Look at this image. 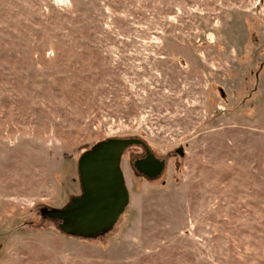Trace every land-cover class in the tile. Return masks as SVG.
<instances>
[{
	"label": "rangeland",
	"instance_id": "obj_1",
	"mask_svg": "<svg viewBox=\"0 0 264 264\" xmlns=\"http://www.w3.org/2000/svg\"><path fill=\"white\" fill-rule=\"evenodd\" d=\"M130 138L114 226L60 231ZM0 264H264V0H0Z\"/></svg>",
	"mask_w": 264,
	"mask_h": 264
},
{
	"label": "water",
	"instance_id": "obj_2",
	"mask_svg": "<svg viewBox=\"0 0 264 264\" xmlns=\"http://www.w3.org/2000/svg\"><path fill=\"white\" fill-rule=\"evenodd\" d=\"M137 145L143 143L134 138L109 139L82 153L77 163L81 195L64 208L43 210V214L59 221L60 231L66 234L93 237L109 231L128 203L121 158L127 148ZM134 167L153 178L161 173L163 162L146 152Z\"/></svg>",
	"mask_w": 264,
	"mask_h": 264
},
{
	"label": "flooded vegetation",
	"instance_id": "obj_3",
	"mask_svg": "<svg viewBox=\"0 0 264 264\" xmlns=\"http://www.w3.org/2000/svg\"><path fill=\"white\" fill-rule=\"evenodd\" d=\"M146 158V156H144V157H142V158H140V159H138V160H136V161H140V160H144ZM135 161V162H136Z\"/></svg>",
	"mask_w": 264,
	"mask_h": 264
}]
</instances>
